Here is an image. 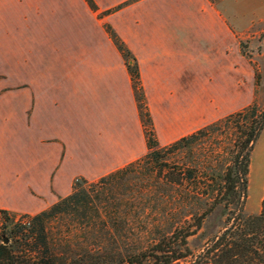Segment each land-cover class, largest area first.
<instances>
[{
	"label": "crops",
	"instance_id": "crops-1",
	"mask_svg": "<svg viewBox=\"0 0 264 264\" xmlns=\"http://www.w3.org/2000/svg\"><path fill=\"white\" fill-rule=\"evenodd\" d=\"M0 0V209L36 215L144 157L125 60L135 57L158 144L246 108L256 76L243 44L264 0Z\"/></svg>",
	"mask_w": 264,
	"mask_h": 264
},
{
	"label": "trees",
	"instance_id": "trees-1",
	"mask_svg": "<svg viewBox=\"0 0 264 264\" xmlns=\"http://www.w3.org/2000/svg\"><path fill=\"white\" fill-rule=\"evenodd\" d=\"M108 32L132 78L149 152L97 181L76 179L69 196L25 220L0 209V264H173L192 255L195 236L207 240L192 264H264V199L258 214L246 213L250 158L264 112L254 103L161 147L137 61ZM219 133L229 140V163L194 161V151ZM217 213L222 228L210 231Z\"/></svg>",
	"mask_w": 264,
	"mask_h": 264
},
{
	"label": "rangeland",
	"instance_id": "rangeland-1",
	"mask_svg": "<svg viewBox=\"0 0 264 264\" xmlns=\"http://www.w3.org/2000/svg\"><path fill=\"white\" fill-rule=\"evenodd\" d=\"M243 47L244 53L252 62L256 76L254 98L248 106L255 103L259 107L260 111L264 112V34L261 36L260 40L253 42L250 40L243 44ZM207 143L208 144L203 148L202 151H194V161L198 160L209 161L212 163H229L230 157L226 156V153H224L225 148H227L226 144L229 143V140L226 139V135H221V133H219L217 134L216 139L211 138ZM183 156L184 154L181 157ZM171 157L174 158L173 161H180L181 159L179 156ZM249 170V191L246 204V213L258 214L261 210L262 200L264 199V130L262 131L261 136L257 140L252 151ZM16 215V221H19L22 219L21 216L26 214ZM223 221V216L220 213H217L209 220L207 226L209 227L210 231L218 232L222 228ZM206 240V237H191L189 239L188 247L192 255L185 260L177 261L173 264H192L195 255L201 251L203 245L206 243Z\"/></svg>",
	"mask_w": 264,
	"mask_h": 264
},
{
	"label": "water",
	"instance_id": "water-1",
	"mask_svg": "<svg viewBox=\"0 0 264 264\" xmlns=\"http://www.w3.org/2000/svg\"><path fill=\"white\" fill-rule=\"evenodd\" d=\"M8 242V239L7 238H5V240H4V243H7Z\"/></svg>",
	"mask_w": 264,
	"mask_h": 264
}]
</instances>
